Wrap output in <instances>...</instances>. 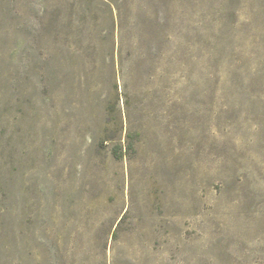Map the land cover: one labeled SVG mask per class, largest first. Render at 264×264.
I'll return each mask as SVG.
<instances>
[{"label": "rangeland", "instance_id": "1", "mask_svg": "<svg viewBox=\"0 0 264 264\" xmlns=\"http://www.w3.org/2000/svg\"><path fill=\"white\" fill-rule=\"evenodd\" d=\"M0 264H264V0H0Z\"/></svg>", "mask_w": 264, "mask_h": 264}]
</instances>
